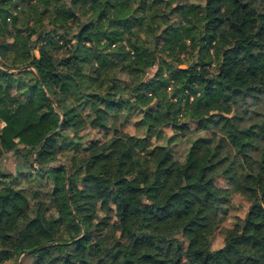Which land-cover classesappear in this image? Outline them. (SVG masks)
Listing matches in <instances>:
<instances>
[{"label":"trees","instance_id":"16d2710c","mask_svg":"<svg viewBox=\"0 0 264 264\" xmlns=\"http://www.w3.org/2000/svg\"><path fill=\"white\" fill-rule=\"evenodd\" d=\"M0 121V264H264V0H0Z\"/></svg>","mask_w":264,"mask_h":264},{"label":"rangeland","instance_id":"374dc122","mask_svg":"<svg viewBox=\"0 0 264 264\" xmlns=\"http://www.w3.org/2000/svg\"><path fill=\"white\" fill-rule=\"evenodd\" d=\"M185 1L199 3V4L203 3V0H185ZM134 120H138V118H135ZM200 125L203 126L202 124ZM200 125L196 123H192L189 125L191 132H188L184 136L175 137L173 151L175 153L176 158L179 161V165H178L179 174L182 173L183 168H184L183 156L187 148V145L189 144L191 139H193L195 136L205 134L204 133L205 131L201 130ZM2 128H3V122L0 121V130ZM196 128H200V129L196 130ZM125 132L128 134H135V135L137 134L139 135L142 133L141 130H138L135 127L133 122L127 125ZM174 133L175 132L169 126H164L162 128V135H164L165 137L173 136ZM85 139H86L89 149L82 154L81 156L82 163H85L87 161V159L90 156L91 150L95 148L97 145H99L100 143H102L103 141H105L107 139V136L102 131H100L98 127L94 126V127H88L85 133ZM164 141L165 140L160 139L158 140V143H164ZM3 166L5 170L13 172L14 156L11 153L6 154ZM216 187H218L219 194L223 198L227 199V204L225 206V211L227 213V220L224 222V227L228 229L236 230L238 228L237 226L238 220L243 218L245 216V213L247 212L248 202L236 192V189L234 186H231L227 189L226 188L227 185L222 179L216 182ZM84 193H85L84 189H80L78 192H76L73 195V197H82ZM221 244H222V236L217 235L215 238L212 239L213 248H217ZM19 259L17 258V261L15 262L16 264L19 261Z\"/></svg>","mask_w":264,"mask_h":264},{"label":"water","instance_id":"95a60500","mask_svg":"<svg viewBox=\"0 0 264 264\" xmlns=\"http://www.w3.org/2000/svg\"><path fill=\"white\" fill-rule=\"evenodd\" d=\"M25 68H27V67H23V68H21V69H25ZM52 166H64V167L66 168V166H65L64 164H61V163H57V164H54V165H52ZM66 169H67V168H66ZM68 178H69V176H68V170H67L66 183L68 182ZM67 198H68V196H67ZM68 200H69V199H68ZM49 245H51V244H43V245H40V246H38V247H36V248H33V249H31V250H28V251H21L20 254H19V256H18V259H19L23 254L31 253V252L35 251L36 249H38V248H44V247L49 246ZM18 263H19V261L17 262V264H18Z\"/></svg>","mask_w":264,"mask_h":264}]
</instances>
